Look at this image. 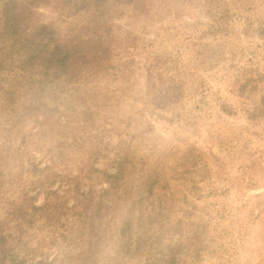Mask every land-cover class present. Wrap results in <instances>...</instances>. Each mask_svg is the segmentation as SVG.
Masks as SVG:
<instances>
[{
	"label": "rangeland",
	"instance_id": "1",
	"mask_svg": "<svg viewBox=\"0 0 264 264\" xmlns=\"http://www.w3.org/2000/svg\"><path fill=\"white\" fill-rule=\"evenodd\" d=\"M53 6L39 5L34 17L64 29L83 21L60 17ZM150 8L117 6L106 15L114 51L108 75L98 80L101 94L88 101L89 131L102 154L89 169L115 172L108 160L121 147L135 162V179L147 169L165 180L161 192L171 209L150 234L164 246L180 239L174 228L197 232L190 242L202 248L196 255L182 238L180 264H264V120L245 112L264 94V0H153ZM219 25H226L221 33ZM75 99L70 105L83 112L88 104ZM58 116L56 126L39 114L43 125L36 118L0 125L1 201L14 202L24 187L32 205L49 203L52 211L24 223L23 241L41 247L25 264H70V186L77 177L81 192L92 185L81 173L82 162L95 158L92 144L70 148L86 134L83 114L70 122ZM194 155L200 158L192 164ZM111 249L104 254L113 256Z\"/></svg>",
	"mask_w": 264,
	"mask_h": 264
},
{
	"label": "trees",
	"instance_id": "2",
	"mask_svg": "<svg viewBox=\"0 0 264 264\" xmlns=\"http://www.w3.org/2000/svg\"><path fill=\"white\" fill-rule=\"evenodd\" d=\"M212 2L217 3V0H210ZM51 4L60 17L78 16L76 18H83V21L64 29L55 23L57 21L43 22L34 17L39 5ZM127 5L141 12L151 9L153 0H6L0 9V125L26 124L33 118L37 125H43L39 114L46 115V124L56 126L61 124L59 114L70 122V119H79L81 113L82 129L86 134L74 137L75 143L70 148L80 150L86 142L92 144L90 153L95 158L82 162L81 168V173L85 172L87 180L92 182L89 191L78 189L79 177L70 186V197L75 200L70 207V241L67 244L70 264H180L181 254L186 250L182 238L189 242L188 251L196 255L202 251L190 242L193 236L198 237L197 232L190 236L188 231L174 228V233H180V239L164 246L160 238L154 239L155 235L150 234L153 225L171 209L167 205L168 198L165 199L161 192L165 180L147 169H142L135 179L136 167L134 160L129 158L130 152L123 154L120 147L116 156L108 160V166L115 170L113 173L89 169L90 162L92 165L102 154H97L101 151L99 139L91 137L89 131L94 126V113L88 101H95L101 94L98 80L108 75V63L114 51L106 15L117 6ZM225 27L219 25L214 29L221 33ZM121 46L124 47L123 43ZM120 49L126 51V47ZM91 83L96 84L81 95V90ZM246 87L243 85L241 91ZM92 91L96 94L91 95ZM75 98L88 104L83 112H77L76 106L70 105L77 101ZM19 110L23 114H19ZM245 112L249 120H264V94L252 110ZM193 157L192 164L200 158L199 155ZM1 176L0 212L3 210L6 217L0 219V264H25L28 257L33 258L35 252L41 251V247L40 242L32 248L23 241L27 234L24 223L34 224L38 216H50L52 211H49V203L42 207L32 205L29 191L24 187L14 202H2L4 181ZM7 182L10 186L14 184L12 179ZM105 183L106 187L95 189L96 185ZM157 186L160 191L155 189ZM138 206L141 218L135 214ZM177 224L182 227L183 223ZM110 247L113 256L104 254Z\"/></svg>",
	"mask_w": 264,
	"mask_h": 264
}]
</instances>
